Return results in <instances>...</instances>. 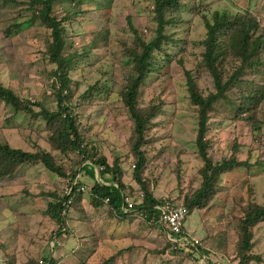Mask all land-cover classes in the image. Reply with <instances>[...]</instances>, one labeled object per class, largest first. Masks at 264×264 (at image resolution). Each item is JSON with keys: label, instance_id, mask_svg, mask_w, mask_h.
I'll return each instance as SVG.
<instances>
[{"label": "rangeland", "instance_id": "obj_1", "mask_svg": "<svg viewBox=\"0 0 264 264\" xmlns=\"http://www.w3.org/2000/svg\"><path fill=\"white\" fill-rule=\"evenodd\" d=\"M99 1L105 2L87 0L81 9L84 12L79 15L69 0L57 1L56 8L74 15L67 23L72 40L67 42L65 51L71 52V47L91 46L90 64L85 65L78 59L84 68L70 73L74 105L83 104L75 112L87 127L85 136L94 141L99 155L107 157L110 163L118 157L124 161L122 165L128 173L125 182L132 185L135 158L127 156L130 155L133 124L123 98L133 73L126 64L125 48L135 47L133 34L127 28L128 17L146 41L154 36L160 24L155 20L152 0H114L109 11ZM28 2L30 0H0V81L21 98L43 103L48 110L55 111L56 96L51 86L55 81L52 75L55 66L47 61L50 31L36 21L18 34H6L15 19L30 15L26 11ZM181 2L184 4L182 10L165 16L175 20V25L164 23L162 26L167 34L174 33L180 40L177 47L170 44L178 56L171 61H157V69L140 88L139 99V105L156 106L161 110L147 133L148 144L144 151L149 163L145 177L150 178L157 199L176 201H183L201 185L199 172L204 163L196 147L198 109L190 100L185 70L192 71L204 95L214 92L213 78L199 67L201 48L197 43L206 36V23L213 22L215 13H225L232 19L251 9L264 26V0ZM104 30L109 38L104 36ZM182 49L184 51L180 52ZM229 65L226 69L231 74L239 63L231 61ZM240 80L244 84L229 88L225 101L210 109L211 133L207 141L215 164L236 158L249 163L251 173L234 171L222 176L217 185L218 194L209 202L210 207L195 210L185 222L190 237L185 246L205 249L208 256L161 254L168 237L163 232L164 226L152 227L139 220L129 223V229L127 223L113 221L109 233L115 228L113 233L122 236L126 230L125 237L109 238L106 228L110 215L106 207L95 209L93 206L89 191L95 182L89 175L81 176L85 181L84 199L71 211L64 235L59 238L54 235L59 225L45 220L43 212L52 201L49 193L55 190L63 193L71 181L58 177L42 165H22L10 177L0 179V264H26L40 254H49L59 264H103L121 248L125 251L117 264H238L235 258L240 220L248 204L264 203V100L258 109L238 117L248 91L256 87L264 89V69L256 77L247 74ZM90 89L95 91L89 94ZM36 111L40 110L36 108ZM48 137L46 122L41 117L36 119L17 113L12 106L0 102V144L7 143L26 152L52 151ZM97 172L99 175L98 168ZM8 193L9 197L3 196ZM251 231L253 247L248 254L261 258V263L255 260L251 264H264V223ZM51 234L54 240L47 244ZM128 249L132 252L128 253Z\"/></svg>", "mask_w": 264, "mask_h": 264}, {"label": "trees", "instance_id": "obj_2", "mask_svg": "<svg viewBox=\"0 0 264 264\" xmlns=\"http://www.w3.org/2000/svg\"><path fill=\"white\" fill-rule=\"evenodd\" d=\"M59 0H30L26 4V11L30 15L19 16L15 23L7 28V36L18 34L39 21L46 30L50 31V41L47 46V61L55 66L52 75L55 78L51 85L54 95L56 96V110H48L43 103L32 102L30 99H23L11 89L6 88L0 81V102L12 106L17 113H25L33 118H42L46 122L47 131L49 132L48 142L52 151L40 150L26 152L14 149L9 144H0V179L10 177L22 165H42L51 173L58 177L74 181L76 185L71 195L64 196L59 190L49 193L52 201L43 212V218L49 220L53 225H59V230L54 234L60 238L64 235L63 229L65 222L70 217L71 211L78 202L83 201L85 192L80 189L85 186L81 176H91L94 184L89 191L93 206L95 209L107 208L110 215L108 226L106 228L109 238L118 239L125 237L123 230L122 236L113 228V221L118 224L129 223L133 220L144 221L146 224L161 228L160 223L161 207L166 200L157 199L153 195L151 180L145 177L146 167L149 158L144 151V146L148 144L147 133L153 121L159 116L161 110L156 106L143 107L139 105V99L142 91V84L148 80L151 73L156 70L157 61L164 62L165 59L170 61L178 56L173 47L179 46V41L175 38L174 33H166L162 26L175 25V20L166 19L167 13H174L176 10L184 7L183 0H152L153 14L155 20L159 22L154 36L150 40H144L131 17H128V30L133 34L135 47L134 51L125 48L126 64H128L133 73L129 78L128 85L123 94L125 107L133 124V133L130 142V155L135 164L132 165L131 181L132 185L125 182L128 173L124 169L119 157L113 163L107 160V157L100 156L97 147L89 138H86V126L80 121V115L75 112L81 104L74 105L73 80L70 73L78 71L84 66H80L79 60L85 65L91 62L89 51L91 46L71 47L70 51H65L66 44L72 40L68 35L67 23H70L74 15L68 14L63 10L56 8V2ZM114 0L99 1L103 8L109 11L112 8ZM77 15L82 14V6L87 0H69ZM104 36L108 37L109 33L103 31ZM206 36L197 43L201 48L199 56V67L209 72L214 81V92L204 95L199 90V86L192 74V71L185 70L186 81L190 93V100L198 109V136L196 140L197 154L204 163L199 172L201 180L200 187L192 194L183 198V202L188 216L195 210H205L209 208V202L218 194L217 185L220 178L234 171L247 170L251 173V167L247 162L238 161L236 158L225 159L222 162H215L210 155V145L208 143V134L211 133L209 127V111L215 104L225 101L226 93L232 86L244 84L240 80L247 74L256 77L264 69V26L259 19L251 12V9L244 13L236 14L232 19L225 13H215L213 22L206 23ZM109 38V37H108ZM130 48V47H129ZM184 48V47H183ZM139 50L141 52H139ZM138 51L139 53H137ZM182 49L180 52H183ZM174 53V54H173ZM176 53V54H175ZM79 59V60H78ZM176 60V59H175ZM231 61L239 63L236 70L231 74L227 71V65ZM229 65V66H230ZM229 70V69H228ZM254 85V83H252ZM95 91V90H94ZM90 89L89 94H92ZM244 97L240 109V116H246L254 109H258L260 103L264 100V89L256 87L250 90ZM36 108L40 111H36ZM250 119V118H249ZM91 147V148H90ZM90 161V164L87 162ZM263 166V165H262ZM94 167L101 168L100 175L104 183L112 179L113 185L107 186L98 182L95 178L96 172ZM79 174V177H78ZM109 177V178H108ZM134 193V194H133ZM63 195V196H62ZM106 200H109L106 202ZM70 202V204H68ZM110 222V223H109ZM264 223V203H251L247 205L245 215L239 223L240 235L238 242V254L235 259L238 264H251L255 260L261 263L260 256L248 254L253 247L252 228ZM167 228L163 232L167 236ZM183 230L185 240H190L186 228ZM128 233V232H127ZM172 235L171 238L179 241L180 236ZM54 240L53 235L49 236L46 243L49 244ZM167 245L161 250V254H171L179 256H193L202 254L208 256L209 252L205 249L198 248L195 250L192 246H180L173 243L167 237ZM54 249V248H53ZM128 253L132 252L128 249ZM124 249L117 250L115 255L108 257L103 264H117L119 258H123ZM39 257H32L26 264H59L58 260L50 257L49 254H40ZM234 260V259H233ZM235 261V260H234Z\"/></svg>", "mask_w": 264, "mask_h": 264}, {"label": "built area", "instance_id": "obj_3", "mask_svg": "<svg viewBox=\"0 0 264 264\" xmlns=\"http://www.w3.org/2000/svg\"><path fill=\"white\" fill-rule=\"evenodd\" d=\"M96 168L99 169V172L101 171V168L99 167ZM75 185H76V179L72 181L70 185H68L65 188L63 195L64 196L71 195ZM80 190L85 191V186H83ZM108 201L109 200H106V202ZM68 204H70V202ZM159 209L161 210L160 223L161 225H163L165 228L168 229L167 236L169 240L180 246L187 245L188 241L185 240L184 238L185 231L183 230V228L185 227V222L188 217V211L184 203L181 201L170 199V200H166L165 203L161 207H159ZM170 234H174V236H180V240L177 241L172 239L171 238L172 235Z\"/></svg>", "mask_w": 264, "mask_h": 264}, {"label": "crops", "instance_id": "obj_4", "mask_svg": "<svg viewBox=\"0 0 264 264\" xmlns=\"http://www.w3.org/2000/svg\"><path fill=\"white\" fill-rule=\"evenodd\" d=\"M95 168V172H97V168L96 167H94ZM100 173V172H99ZM95 178H96V180L98 181V182H100V183H102V184H104V185H107V186H111V185H113V181H112V179H109L108 181L109 182H107V183H104V181L101 179V175L99 174L98 175V172L96 173V175H95ZM101 180V181H100ZM6 193V192H5ZM3 195V194H2ZM4 197H9V193L6 195V194H4L3 195ZM93 209H94V207H93ZM2 246V245H1ZM1 261V260H0Z\"/></svg>", "mask_w": 264, "mask_h": 264}]
</instances>
